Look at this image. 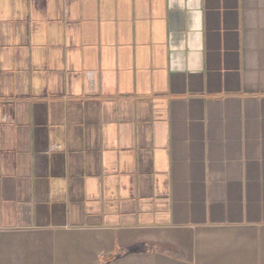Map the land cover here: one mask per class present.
I'll return each instance as SVG.
<instances>
[{
    "label": "crops",
    "instance_id": "1",
    "mask_svg": "<svg viewBox=\"0 0 264 264\" xmlns=\"http://www.w3.org/2000/svg\"><path fill=\"white\" fill-rule=\"evenodd\" d=\"M0 264H264V0H0Z\"/></svg>",
    "mask_w": 264,
    "mask_h": 264
}]
</instances>
